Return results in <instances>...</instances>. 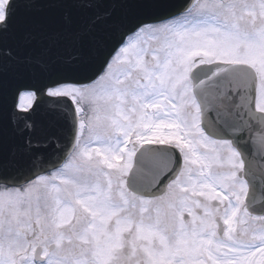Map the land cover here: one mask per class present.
Returning <instances> with one entry per match:
<instances>
[{"label":"snow or ice","instance_id":"snow-or-ice-1","mask_svg":"<svg viewBox=\"0 0 264 264\" xmlns=\"http://www.w3.org/2000/svg\"><path fill=\"white\" fill-rule=\"evenodd\" d=\"M0 264H264V0H0Z\"/></svg>","mask_w":264,"mask_h":264}]
</instances>
